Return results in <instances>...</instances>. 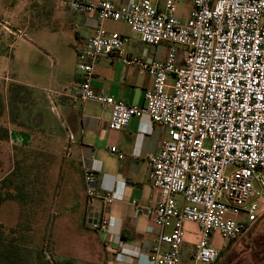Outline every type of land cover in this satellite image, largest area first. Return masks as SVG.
<instances>
[{
	"label": "built area",
	"instance_id": "2783aa9c",
	"mask_svg": "<svg viewBox=\"0 0 264 264\" xmlns=\"http://www.w3.org/2000/svg\"><path fill=\"white\" fill-rule=\"evenodd\" d=\"M56 1L72 12L97 10L98 15L95 33L78 51L84 80L49 87L48 100L54 106L56 97L67 96L110 108L112 131L144 116L163 126L161 149L149 159L151 183L161 192L151 212L160 233L150 262L182 264L184 226L194 223L201 237L192 264H217L214 232L232 242L264 218V0H191L186 22L176 15L181 0ZM107 20L125 23L145 45L167 46L166 59L126 55V38L108 33ZM0 25L16 35L4 21ZM100 58L136 66L152 77L143 106L126 105L93 89ZM111 152L123 158L117 147ZM84 180L88 195L94 196L96 174L88 170ZM104 200L111 204L114 194ZM95 227L107 232L108 219Z\"/></svg>",
	"mask_w": 264,
	"mask_h": 264
},
{
	"label": "rangeland",
	"instance_id": "374dc122",
	"mask_svg": "<svg viewBox=\"0 0 264 264\" xmlns=\"http://www.w3.org/2000/svg\"><path fill=\"white\" fill-rule=\"evenodd\" d=\"M192 10L191 0H181L176 15L186 22ZM3 21L17 36L0 25V128L9 132L8 139L0 140V181L21 161L28 195L1 205L0 224L25 231V264H96L101 258L99 231L71 162L70 132L46 93L63 60L78 56L80 18L70 20L47 0H0ZM105 29L129 41L125 23L107 20ZM0 191L5 192L1 184ZM184 231L182 264H192L200 229L186 223ZM251 234L264 235V218ZM247 237L230 242L214 232L211 243L222 253L217 264H264L263 249L252 251Z\"/></svg>",
	"mask_w": 264,
	"mask_h": 264
},
{
	"label": "crops",
	"instance_id": "0c3cea01",
	"mask_svg": "<svg viewBox=\"0 0 264 264\" xmlns=\"http://www.w3.org/2000/svg\"><path fill=\"white\" fill-rule=\"evenodd\" d=\"M47 1L64 9L70 20L77 16L80 18L81 26L76 32L79 51L96 31L97 10L84 15L60 6L56 0ZM92 1L97 3L99 0ZM113 1L119 5L130 0ZM125 36L129 38L124 47L126 55L144 60L166 59L167 46L145 45L132 32ZM57 72L50 87L84 80V75L78 70V56L63 60ZM91 84L96 92H103L116 101L143 106L145 93L152 88L153 79L136 66H123L112 59L100 58L94 65ZM53 110L70 132L71 162L78 172L87 210L98 215V220L108 219L107 232L98 233L101 258L96 264H151L150 253L160 233L151 212L160 203L161 192L151 183L149 159L159 153L166 136L165 128L144 116L133 118L121 131H112L109 129L110 108L67 96L56 97ZM112 147H117L123 154L122 159L111 152ZM88 170L97 176L94 196L87 193L84 173ZM107 193L114 194V201L109 205L104 200ZM186 239L185 234L183 250Z\"/></svg>",
	"mask_w": 264,
	"mask_h": 264
},
{
	"label": "trees",
	"instance_id": "16d2710c",
	"mask_svg": "<svg viewBox=\"0 0 264 264\" xmlns=\"http://www.w3.org/2000/svg\"><path fill=\"white\" fill-rule=\"evenodd\" d=\"M0 132V140L8 139L9 132L7 129L0 128ZM20 168L21 161L17 160L13 171L0 181L1 187L5 189L4 193L0 191V207L7 201H15L18 199L23 201L25 196L28 195V193L25 192V181H22ZM17 178H19V184L17 183ZM24 235V230L19 232H17L16 229L6 230V228L0 224V264H25L23 258L25 251L24 241L21 240ZM67 264L73 263L68 262Z\"/></svg>",
	"mask_w": 264,
	"mask_h": 264
},
{
	"label": "flooded vegetation",
	"instance_id": "af4514ba",
	"mask_svg": "<svg viewBox=\"0 0 264 264\" xmlns=\"http://www.w3.org/2000/svg\"><path fill=\"white\" fill-rule=\"evenodd\" d=\"M249 238L252 239L251 248H250V249H252V251L254 248H260V249H263L261 251H264V235L253 237V235L250 233V234H248L247 239H249Z\"/></svg>",
	"mask_w": 264,
	"mask_h": 264
},
{
	"label": "water",
	"instance_id": "95a60500",
	"mask_svg": "<svg viewBox=\"0 0 264 264\" xmlns=\"http://www.w3.org/2000/svg\"><path fill=\"white\" fill-rule=\"evenodd\" d=\"M92 217L94 218V224H96L98 221V215H96V214L94 215V214L90 213V218H92Z\"/></svg>",
	"mask_w": 264,
	"mask_h": 264
}]
</instances>
